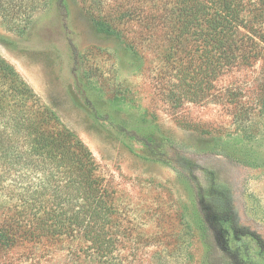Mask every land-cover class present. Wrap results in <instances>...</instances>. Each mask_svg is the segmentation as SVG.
<instances>
[{
	"label": "rangeland",
	"instance_id": "374dc122",
	"mask_svg": "<svg viewBox=\"0 0 264 264\" xmlns=\"http://www.w3.org/2000/svg\"><path fill=\"white\" fill-rule=\"evenodd\" d=\"M157 1L0 0V57L33 91L22 110H50L79 136L110 210L86 232L31 242L28 218L1 209L0 235L15 236L0 237V264H263L264 16L249 4L264 11V0L245 2L251 24L262 21L242 31L246 64L225 66L198 96L173 85L210 49L152 34ZM210 216L226 240L204 237Z\"/></svg>",
	"mask_w": 264,
	"mask_h": 264
},
{
	"label": "trees",
	"instance_id": "16d2710c",
	"mask_svg": "<svg viewBox=\"0 0 264 264\" xmlns=\"http://www.w3.org/2000/svg\"><path fill=\"white\" fill-rule=\"evenodd\" d=\"M245 2H156L154 13L149 18L152 34L166 28L170 30L167 34L172 37L169 41L175 49L183 43L185 35L195 37L202 47L210 49L198 53L201 64L196 66V59L188 63L190 75H180L174 88L182 91L190 82L187 90L198 96L203 93L204 83L210 84L217 79L222 68L238 62L246 64V34L242 31H254L261 27L262 21L251 24V19L246 16ZM249 5L253 6L249 14L254 19L264 16L262 8L254 2L250 1ZM173 59L177 60V57H167L165 62L176 61ZM32 99L30 87L16 69L0 57V210L15 209L18 218L21 215L28 218L22 234L31 242L36 236L43 239L71 235L73 228L86 232V223H97L102 215L110 212L98 197L102 179L96 174L95 159L79 136L64 126L55 113L47 109L23 111L22 108ZM10 102L13 106L8 111ZM201 223L199 228L205 238L210 228L213 233L222 230L219 238L226 240L222 219L210 216L202 219ZM230 234L227 244L235 241ZM13 236L10 233L0 235L7 241ZM96 242L102 244L101 241ZM207 247L210 252L211 245ZM236 258L242 260L239 255ZM262 260L264 264V256Z\"/></svg>",
	"mask_w": 264,
	"mask_h": 264
}]
</instances>
